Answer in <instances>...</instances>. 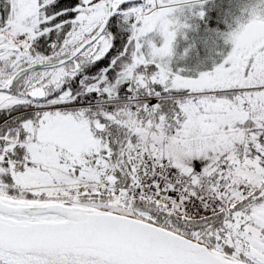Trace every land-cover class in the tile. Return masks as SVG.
I'll return each instance as SVG.
<instances>
[{"label": "snow or ice", "instance_id": "obj_1", "mask_svg": "<svg viewBox=\"0 0 264 264\" xmlns=\"http://www.w3.org/2000/svg\"><path fill=\"white\" fill-rule=\"evenodd\" d=\"M0 264H264V0H0Z\"/></svg>", "mask_w": 264, "mask_h": 264}]
</instances>
